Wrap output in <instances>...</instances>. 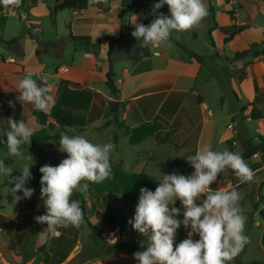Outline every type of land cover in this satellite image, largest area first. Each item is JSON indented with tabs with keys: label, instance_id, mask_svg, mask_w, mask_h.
I'll use <instances>...</instances> for the list:
<instances>
[{
	"label": "crops",
	"instance_id": "obj_1",
	"mask_svg": "<svg viewBox=\"0 0 264 264\" xmlns=\"http://www.w3.org/2000/svg\"><path fill=\"white\" fill-rule=\"evenodd\" d=\"M145 1L149 2V10ZM215 1L218 7L214 6V0H203L208 14L190 28L192 39L198 42L201 36L198 26L207 24L208 42H203L201 47H188L171 35L170 41L178 47V53H174L172 46L166 50H163L161 45L141 48L140 42L138 45V40L129 34L134 27L131 21L135 19V15L137 22L144 24L151 18L155 19V16L149 13L151 6L157 0L139 2L108 0L102 7H91L81 11L75 6V20L67 23L70 31L64 33L53 28L52 31H48L46 38L36 37L43 31L41 27L43 22L40 18L50 14L42 0H39L35 7H30L29 11H24L31 18H26L28 30L23 29L18 35L9 33L6 24L2 22L8 20L11 12L18 14L21 20L25 19V16L19 12H23L20 8L21 1L19 6L5 8L4 17L0 19V32H2L0 39L8 41L17 38V40L12 44L0 45V159L4 160L5 164L16 161L15 157L8 154L6 145L10 117L34 126L35 134L44 130L41 126L48 127L49 131H69L72 134L77 126L92 123L102 116L106 105L100 98H96L92 107L86 112L66 109L61 100L62 80L91 88L109 101L125 103L123 117L134 111V117L138 119L147 122L156 118L169 125L170 129L157 132L139 144H131L129 137L125 139V143L128 142L133 146L151 141V144L139 150L133 157L135 163L132 165H140L149 173L151 172L146 168L154 158L156 149L161 148L163 144L171 145L176 151L185 155H194L198 150L216 151L218 146L212 143L207 128L208 124L214 122L210 117L214 118L216 115L228 119L227 135L220 141L223 145H227V150L242 155L247 145H258L261 138H264V52L256 55L250 53L241 57L237 54L250 49L254 43L264 41V0ZM231 13L238 26L245 24L249 26L232 39L226 40L231 32ZM211 19L212 22L209 24ZM3 34H9L8 38ZM55 35L57 40L52 39ZM77 37H89V39ZM111 39L121 42V46L115 51ZM71 43L74 45V53L70 55L73 63L69 64L64 59L68 55L66 46ZM261 48L257 47L256 50ZM189 52L198 54L201 59ZM51 56L53 59L50 58ZM119 60L122 63L118 66ZM141 65H145L146 68H140ZM65 67L69 70L61 71V68ZM28 72L42 74L55 99V105L47 112L49 116L46 124H43L35 113L33 104H22L17 99L19 91L16 86ZM108 74L113 75L118 89L117 94L112 93L106 83ZM201 77L202 81L212 84L219 93L214 105L199 89H195ZM154 101L160 116L151 118L148 117V110ZM186 118H189L192 124L197 123L196 127L191 128L194 125L189 124L190 128L187 129L192 131L187 133L181 143L175 142L173 135L183 130L182 123ZM193 133L195 140L191 142H194V146L190 149L186 148V142H189V137ZM31 147H34L35 151L38 145L34 144ZM165 150L166 148H163L160 152ZM143 152H148L146 159L141 157ZM158 159L159 162H165L162 160L163 157ZM118 160L123 165L126 164L124 158L119 157ZM179 160L169 162L174 165L181 164L180 174L190 175L194 172L185 166L188 163L185 158L181 157ZM244 161L254 173L253 181L259 184L264 181V152L256 153ZM11 176L15 175L11 174ZM36 177L35 174V180ZM234 179L237 180L236 185L243 182L235 173ZM213 183L216 185L211 189L212 191H227L233 188L232 184L224 185L222 176L219 175ZM35 194L36 197L41 198V190H37L30 199H33ZM75 197L72 196V199H76ZM203 198L202 196L197 203H202ZM244 200L245 198L241 200V205L245 203ZM258 201L260 206L253 218L248 215L253 208L243 211V215L246 224L249 223L252 229L261 228L260 242L264 250V186L261 187L260 195H256L253 203ZM0 208H4L1 203ZM29 209L28 204L19 201V211L15 215L0 212L3 216L14 218V221L0 218L1 264H63L64 260L82 247L81 231L77 232L76 227H59V235L50 238L46 232H43L45 226L27 217L29 211L31 213ZM43 210L45 213V208ZM22 213H25V216H21ZM134 214L135 210L128 213V221ZM26 221L23 226L22 222ZM112 225L106 224L108 233L100 231L109 245L107 252L91 258L85 264H138L133 253L144 250L148 238L136 232L130 224ZM187 236L188 231L181 226L175 243H179ZM68 242L69 245L66 246ZM9 250L12 252L11 257L7 254ZM59 252L65 253L66 258H55V254Z\"/></svg>",
	"mask_w": 264,
	"mask_h": 264
},
{
	"label": "clouds",
	"instance_id": "obj_2",
	"mask_svg": "<svg viewBox=\"0 0 264 264\" xmlns=\"http://www.w3.org/2000/svg\"><path fill=\"white\" fill-rule=\"evenodd\" d=\"M20 0H0V6H19ZM91 8L106 0H87ZM168 6V14L159 10ZM155 19L148 24L131 21V35L141 47L166 43L171 34L197 25L207 14L203 0H157L150 10ZM113 32V31H109ZM17 99L31 103L35 109L47 113L55 105L50 87L40 73L28 72L16 86ZM15 107L12 102H9ZM10 130L6 133V145L10 156L19 161L13 168L0 159V181L7 178L12 187L7 188L14 203L30 199L35 189L26 185L34 178L31 171L35 162L23 145H31L36 128L23 120L9 118ZM112 143H93L85 135L60 133L59 150L67 153L57 166L45 164L39 168L41 200L46 211L34 219L46 223L43 231L48 237L59 235V227H79L83 222L80 201L72 199L73 192L87 194L89 183H102L112 176ZM168 157H183L194 168L190 175L163 173L155 191L140 189L135 214L128 223L148 238L144 250L133 253L138 264H229L249 242L245 234L246 218L239 205L241 195L236 188L212 191L210 185L225 168H231L237 177L248 182L254 178L252 169L243 157L229 150L197 151L194 155L183 152ZM165 160V159H162ZM15 169L20 174L11 176ZM11 177V179H10ZM87 181V182H85ZM4 193V192H3ZM18 193H22L19 195ZM203 198L202 203H197ZM179 200L182 208L175 206ZM184 227L187 238L175 243L178 230ZM198 236V239L194 237Z\"/></svg>",
	"mask_w": 264,
	"mask_h": 264
},
{
	"label": "rangeland",
	"instance_id": "obj_3",
	"mask_svg": "<svg viewBox=\"0 0 264 264\" xmlns=\"http://www.w3.org/2000/svg\"><path fill=\"white\" fill-rule=\"evenodd\" d=\"M28 4L35 7V5H37L39 0H28ZM136 2L142 1V0H134ZM145 4L147 6V9H150V5L148 1H145ZM216 1L214 0V6L218 7V5L216 4ZM75 3L72 0H60L57 3L53 2V10H54V16L52 17V15L47 14L45 16H43L42 18V32H39L38 35L36 37H41V38H46L48 36V31H52L53 28L57 29L58 31L67 33L68 32V26L67 23L70 21L75 20L74 19V8H75ZM20 8L23 10L19 11L21 13V15L25 16V19H22L19 17L18 14H14V13H10L8 20L5 22H2V24H6V28L7 31L9 33H14V35H18L19 33L22 32V30H28V27H26V22L27 19H30L31 17H29L27 12H24L25 9H27V5L25 6H21ZM30 10V9H29ZM159 11L161 12H166V14H168L169 10H168V6L166 5L164 9H160ZM19 13V14H20ZM27 18V19H26ZM152 20H154V18H151L148 20L147 23H150ZM212 19L208 22L209 24H211ZM199 27V32L201 34L200 39L198 40V42L194 41L192 39L191 36V29L185 30V31H181V32H173L174 37H176L177 39H179L183 44H187L188 47H201L203 42H208V25H201L198 26ZM2 28V27H1ZM70 31V30H69ZM128 33V31H126ZM16 33V34H15ZM63 33V34H64ZM132 32H129V34H131ZM0 34H2V32H0ZM5 35V38H8L7 35L9 34H3ZM50 36V34H49ZM52 39L57 40V36H53ZM111 43H112V48L115 51L116 48H118L119 46H121V42L120 40H112L111 39ZM123 44V43H122ZM137 44L139 45V41L137 42ZM162 49L166 50L169 47H173L174 48V53H178L179 49L178 47H176L174 45L173 42L169 40L162 44ZM143 48V47H141ZM66 53L68 54L65 57V62L72 64L73 60L71 59L70 55L72 53H74V45L73 43L68 44V46H66ZM131 50V49H129ZM122 55H125V53H122ZM50 58L53 59V57L51 56ZM122 63L121 60L117 61V65L119 66ZM140 68L145 69L146 66L145 65H141ZM201 80L196 84V88L195 89H199L205 96L206 98L212 103V105L215 104V99L217 98V95H219L217 89L212 85L209 84L208 82H204L202 81V77L200 78ZM113 93V92H112ZM106 107L103 110L102 116L98 119L93 121L92 123H88L85 124L84 126H77L75 128V130L72 131V134H79V135H85L89 140H91L93 143H99V144H104V143H112L114 145V149L111 153V161L114 163L120 162L118 159L119 157L124 158L125 160V165L124 169L128 172H132L133 170H135L136 172H139L141 170H143L144 167H141L140 165H136V166H132L135 162L133 160V157L139 152V150L145 148L146 146H148L149 144H151V141H147L146 143H144L143 145L140 146H133L130 143L126 142L125 143V139L126 137H129V141H130V132L133 128L145 123L146 121L141 120L140 118L138 119L137 117H134V111H131L130 113H127L126 117H123L124 113H125V106L126 104L123 102H112L109 101L108 99L105 98V103ZM152 107L149 108L148 110V117L154 118L156 116H160V112L159 110H157L156 108V102L154 101L151 105ZM196 114V112H195ZM211 121L213 120V124H208L207 128H208V133H209V137L212 141V143L218 146L216 151H224L227 150V145H223L221 141V139L227 135V125L228 123V119H223L220 118V116L211 118ZM147 122H151V123H155L158 122L161 124V129L159 130L162 131L164 129H167L169 127V125L166 124V122L158 120V119H154L152 121H147ZM189 124H192L191 122H189V118L185 119V122L182 123V128L183 130L178 132V133H174L173 137L175 139V142L181 143L182 140L187 136V133L192 131V129L188 130L187 128H190ZM197 124V123H196ZM196 124H192L194 126H192L191 128H195ZM43 125V124H41ZM41 128L44 129V134L43 136L40 137V140L42 141V145L44 148V150H46L47 152L50 153L49 159L52 160H63L62 157H67V153L61 152L59 150V141H60V131H49L48 127H44L41 126ZM53 129V128H52ZM63 132V131H62ZM46 138V140L44 141V139ZM195 140V134L193 133V135H190L189 137V142H186V148H192L194 146V141ZM245 140V139H244ZM245 142V141H244ZM247 143V142H246ZM245 143V144H246ZM244 144V145H245ZM243 145V146H244ZM32 144L30 146L28 145H23V150L25 152H30L34 158V160L32 162H36V164H33L34 166H32V173H33V177L35 178V174H36V180L38 178V173H37V168H38V164H39V153H38V148H36V150L34 151V147ZM161 148L156 149V154L154 156V158L150 161L148 167L146 168L148 171H150L151 173L153 172V174L157 177V179H159L160 177H162L163 173L165 174H170L172 172H179L180 168H181V164L180 165H174L172 162H169L171 160H179L181 157H168V156H175L177 154H179L180 152L176 151L174 149L173 146L171 145H166L163 144L161 145ZM171 146V147H169ZM36 147V146H35ZM163 148H166V150L164 152H160ZM234 152V151H233ZM147 153L148 152H143L141 154V157H143L144 159H146L147 157ZM236 153V152H234ZM9 154V153H8ZM163 154V156H162ZM60 156V158H59ZM62 156V157H61ZM164 158L165 162H159L160 159L158 158ZM143 161V160H142ZM140 160V162H142ZM180 161V160H179ZM19 161H14V163H10V164H6L8 166H11L13 168H16L19 166ZM59 164V162L57 163ZM138 164V163H137ZM185 166H188L189 170H194V168L190 165V163H186ZM185 169V167L183 168ZM35 173V174H34ZM19 169H15L12 173V175H19ZM219 176H222V180H223V184L226 185L227 183L229 185L232 184L233 188H236L237 191L240 193L241 195V200H243L245 198V203L243 205H241V200L239 201V205L242 208L243 211H247V210H251L253 208V201L256 197V195L260 194V190H261V186L258 182L255 181H248L245 182L243 181L242 183L237 184V180L234 179V172L230 169V168H225L220 174H218ZM32 179L26 186L27 187H31L34 188L35 191H39L41 190V185L39 182H37L35 179ZM6 180V178H4ZM233 182V183H232ZM216 185V184H215ZM214 183H212V185H210L211 189H214L215 187ZM12 184L9 185H5L2 186V188H0V203L4 206V208H0V212L8 214V215H15L18 211H19V202L14 203L13 200V196L10 193H7V188L12 187ZM4 192V193H3ZM20 194V193H18ZM79 192H73L72 196H76V200L80 201V205L83 211V222L79 227H76L77 232L81 231V240H83L82 243V247L78 250H76L75 253H73L71 256H69L66 260H64V262H62L63 264L71 257H73L74 255H76L77 253L81 252L83 250V248H85L87 246V244H89V242L92 240L93 242H95V246L94 249L89 250V254L90 255H101V254H105L108 250V244L105 241V238L103 237V234L98 231V230H94L88 223V220L85 218L86 215H88L89 217V222H91L92 224H97L99 222V219L97 217V211L98 209H100L102 207L103 201L100 197H96L92 191H90L88 189L87 194H82L84 199H85V203L86 204V209H84L82 207V201L81 198L78 196ZM37 194L34 195L33 199H28V200H21L23 203L28 204V207L30 208L29 210H31V213L29 211V215H27L28 218H32V221L37 222L34 218L38 215H42L44 214V210L43 208H45L43 206V200H41V198L36 197ZM243 198V199H242ZM30 202V203H28ZM34 210V211H32ZM250 213V212H249ZM86 214V215H85ZM21 216H25V213H22ZM26 217V218H27ZM26 222H22V225L24 226ZM38 224H42L39 223ZM44 226V223L42 224ZM114 227V225H112ZM264 227V226H263ZM261 231L258 228L252 229V227L250 226V224H246L245 223V229L244 232L245 234L249 237V242L245 245V247L243 248V250L232 260L229 262V264H247V263H251L254 260H261L264 262V250L263 247L261 246V242H260V234L259 232ZM194 239H196V237H194ZM97 241L103 242V246H99L97 244ZM69 245V242L66 243V246ZM7 254L9 257H11L10 255H12V252L9 250L7 251ZM55 258H66L65 253H61L59 252L58 254H55ZM245 263H243V262ZM1 264V263H0Z\"/></svg>",
	"mask_w": 264,
	"mask_h": 264
},
{
	"label": "trees",
	"instance_id": "obj_4",
	"mask_svg": "<svg viewBox=\"0 0 264 264\" xmlns=\"http://www.w3.org/2000/svg\"><path fill=\"white\" fill-rule=\"evenodd\" d=\"M21 6L27 5V9L25 11H29L31 5L29 6L28 0H20ZM43 3L46 5V7L49 9L50 14H54L53 10V2L57 3L60 0H42ZM77 10L81 11L84 9L90 8L88 6L87 0H72ZM108 0H106L107 2ZM229 1V0H228ZM103 4H98L93 7H102ZM4 11L5 8L3 6H0V19L4 17ZM231 24L230 29L231 32L227 36L226 40L232 39L237 33H240L245 28H247L249 25H240L238 26L234 21V16L230 15ZM79 39H89V37H77ZM17 40V38H12L11 40H3L0 39V45L3 43L6 44H12ZM257 47H262L260 50H256ZM264 52V41L261 43H254L252 47L248 50H245L243 52H238V56H246L248 54H258ZM191 55L197 57L198 59H201L200 56L194 52H189ZM107 85L111 89V91L114 94L118 93V89L114 83V78L112 74H108ZM96 98H100L103 103H105V99L103 95L97 91L92 90L91 88L84 87L79 83H74L69 80H62L61 82V100L62 105L66 109H78L81 111H89V109L92 107L93 103L95 102ZM35 113L39 116L41 122L43 124L47 123L48 120V113L38 111L34 108ZM161 129V124L158 122L151 123V122H145L135 128H133L130 132V143L135 145L139 144L142 141L146 140L149 137L154 136L159 130ZM44 130L34 135L32 138V145L37 144L38 145V153H39V164L37 168L38 173V182L40 183V179L42 176V173L39 172V168L42 167L45 164H49L52 166H57L59 160H50L49 156L50 153L44 150L42 141L40 140V137L43 136ZM46 138L44 139V141ZM263 153L264 152V138H261V142L258 145L250 144L246 146V149L244 153L241 155L244 160H247L251 158L256 153ZM112 176L109 179H106L102 183H89V190L93 192V194L96 197H100L103 201L102 207L98 209L97 211V217L99 219V222L96 225H93L91 222H89L88 215L85 216V218L88 220L89 225L94 229L101 231L102 233H108L109 229L106 226L112 225V224H119L124 225L128 223V213L133 212L136 208V205L138 203V198L140 195V189L143 187H147L152 191H155L159 181L155 180L157 177L149 173L145 170L139 171V172H128L124 169L122 162L114 163L112 162ZM231 169V168H230ZM232 170V169H231ZM233 171V170H232ZM234 172V171H233ZM235 173V172H234ZM9 184L8 179L1 183L0 187L3 185ZM260 186H264V181L261 182ZM260 195V194H259ZM78 196L81 198L82 201V207L86 209L85 199L81 193L78 194ZM175 206L181 207L182 205L179 200L175 202ZM260 206V202H254L253 203V210L248 214L250 218H253L258 211ZM46 211V209H45ZM1 219L8 218L11 221H14V218L12 217H6L0 214ZM44 226L47 228V224L44 223ZM105 227V228H104ZM58 264V263H55ZM241 264V263H239ZM247 264H264L261 260H254L251 263Z\"/></svg>",
	"mask_w": 264,
	"mask_h": 264
},
{
	"label": "water",
	"instance_id": "obj_5",
	"mask_svg": "<svg viewBox=\"0 0 264 264\" xmlns=\"http://www.w3.org/2000/svg\"><path fill=\"white\" fill-rule=\"evenodd\" d=\"M94 244L95 242L91 240L89 244H87V246L83 248L81 252L69 258L64 264H85L88 260L97 256V254L95 255L89 254V250L94 249V246H95ZM96 245H98L97 247H99V246H103L104 244L103 242L97 241Z\"/></svg>",
	"mask_w": 264,
	"mask_h": 264
},
{
	"label": "built area",
	"instance_id": "obj_6",
	"mask_svg": "<svg viewBox=\"0 0 264 264\" xmlns=\"http://www.w3.org/2000/svg\"><path fill=\"white\" fill-rule=\"evenodd\" d=\"M69 68L68 67H65V68H61V71H68Z\"/></svg>",
	"mask_w": 264,
	"mask_h": 264
}]
</instances>
